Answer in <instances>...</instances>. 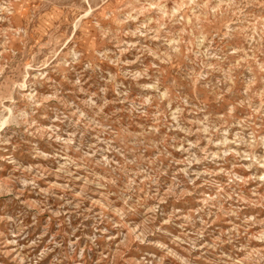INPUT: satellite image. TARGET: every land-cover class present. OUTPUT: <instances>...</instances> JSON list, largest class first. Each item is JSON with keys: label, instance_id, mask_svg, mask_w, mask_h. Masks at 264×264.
Segmentation results:
<instances>
[{"label": "rangeland", "instance_id": "374dc122", "mask_svg": "<svg viewBox=\"0 0 264 264\" xmlns=\"http://www.w3.org/2000/svg\"><path fill=\"white\" fill-rule=\"evenodd\" d=\"M0 264H264V0H0Z\"/></svg>", "mask_w": 264, "mask_h": 264}]
</instances>
